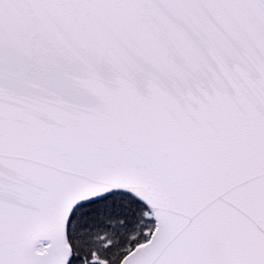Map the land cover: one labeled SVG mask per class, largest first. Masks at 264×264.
<instances>
[{"label":"snow or ice","instance_id":"obj_1","mask_svg":"<svg viewBox=\"0 0 264 264\" xmlns=\"http://www.w3.org/2000/svg\"><path fill=\"white\" fill-rule=\"evenodd\" d=\"M0 264H264V0H0Z\"/></svg>","mask_w":264,"mask_h":264}]
</instances>
